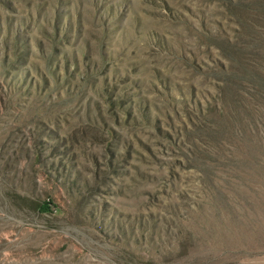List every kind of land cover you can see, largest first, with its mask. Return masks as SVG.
<instances>
[{
	"label": "rangeland",
	"instance_id": "374dc122",
	"mask_svg": "<svg viewBox=\"0 0 264 264\" xmlns=\"http://www.w3.org/2000/svg\"><path fill=\"white\" fill-rule=\"evenodd\" d=\"M236 65L264 81V0H0V264H264ZM221 93L255 123L212 145Z\"/></svg>",
	"mask_w": 264,
	"mask_h": 264
},
{
	"label": "trees",
	"instance_id": "16d2710c",
	"mask_svg": "<svg viewBox=\"0 0 264 264\" xmlns=\"http://www.w3.org/2000/svg\"><path fill=\"white\" fill-rule=\"evenodd\" d=\"M229 60L232 62H235V63L237 61L240 62L239 59L235 58V56H233V55H231L229 57ZM237 66L238 65L232 66V71H230V72L225 71L223 74H221L223 79L226 82L231 81L233 79H235V80H247L252 84H256V86L258 87V90H257L258 96L264 97V81H262L260 74L254 72V71L248 70V69H242V71H241V69L239 70L236 68ZM238 68H242V66H239ZM220 98H221L220 100L222 101L221 109L219 111L217 110V108H214L213 110H211L209 117L205 121V123L207 125L205 126V128L203 125H201L199 127V131H198V132L203 133L204 137L212 145H216L221 140H223L226 137V135L228 134V132H227L228 130L230 132L234 133V132H237V131H235V128L237 126L240 128H245V127L249 126L250 124L254 125V123H255L254 122L255 118H253L250 121L248 120V121L244 122V120L246 119V116L251 115L248 113L245 115V110H243L244 116L239 114L236 117L232 118V115L226 111L225 105L227 104V102L225 101V96L223 93L220 94ZM241 104L242 103H240V105ZM241 107H245V106H241ZM239 112H237V113H239ZM246 112H247V110H246ZM228 117H230V119H228ZM240 118H241V120H240Z\"/></svg>",
	"mask_w": 264,
	"mask_h": 264
}]
</instances>
